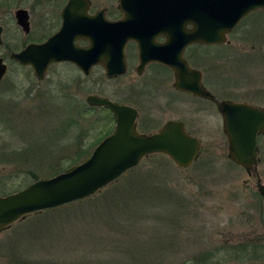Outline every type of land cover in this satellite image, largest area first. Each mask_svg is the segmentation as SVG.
<instances>
[{"label": "rangeland", "instance_id": "1", "mask_svg": "<svg viewBox=\"0 0 264 264\" xmlns=\"http://www.w3.org/2000/svg\"><path fill=\"white\" fill-rule=\"evenodd\" d=\"M92 1L116 14L118 0ZM28 5L10 4L0 13V58L6 65L0 83V196L31 184V174L50 178L81 163L86 157H78L89 156L106 130L91 129L93 119L106 120L112 132L109 111L87 106L90 95L117 104L129 98L141 108L143 133L158 131L167 120L186 123L201 153L186 169L163 155L148 156L85 201L28 215L0 233V264H189L204 254L222 259L219 264H264V198L255 176L227 159L216 107L163 86L159 96L150 92L138 99L123 92L126 80L106 79L99 66L84 79L74 66L57 64L36 80L7 49H20L23 34L12 14ZM185 57L217 99L264 108V10L246 16L224 45H190ZM66 106L77 110L70 115ZM257 146L264 186V135Z\"/></svg>", "mask_w": 264, "mask_h": 264}, {"label": "water", "instance_id": "2", "mask_svg": "<svg viewBox=\"0 0 264 264\" xmlns=\"http://www.w3.org/2000/svg\"><path fill=\"white\" fill-rule=\"evenodd\" d=\"M84 3L69 0L62 11L60 31L42 44L28 45L20 52L11 53L10 59L29 66L38 81L45 78L47 67L63 62L78 66L85 74L92 66L99 65L106 77L112 78L123 73L125 45L135 41L140 63H162L174 73L175 89L216 103L228 144L227 159L245 174L255 176L257 191L264 198V186L257 173V138L264 135V108L215 99L202 86L199 71L190 69L183 58L184 50L190 45H224L227 35L246 16L264 10V0H118L117 7L125 17L111 22H106L101 13L87 17L83 11L76 12L75 8ZM24 14L22 10L16 12L21 26L26 25ZM150 15L160 21L161 35L165 37L163 44H153L152 49H149V37L138 32L141 27L137 23ZM76 19L89 22L90 26L76 29L68 25ZM78 39L88 42L87 46L77 45ZM5 69L0 58V83ZM85 101L89 107L110 111L114 120L112 132L81 163L0 196V233L27 215L92 197L148 156L163 155L180 169L198 161L201 143L185 131L182 122L169 121L158 131L143 135L137 131L135 109L95 95L87 96Z\"/></svg>", "mask_w": 264, "mask_h": 264}, {"label": "flooded vegetation", "instance_id": "3", "mask_svg": "<svg viewBox=\"0 0 264 264\" xmlns=\"http://www.w3.org/2000/svg\"><path fill=\"white\" fill-rule=\"evenodd\" d=\"M23 1H27L29 2V5L27 8H21V7H17L15 8L14 12H13V21L15 26L17 27V30L22 32L23 34V39L22 42L20 43V49L16 50L17 52L22 51L24 49V47H27L28 45H38V44H42L44 42H46L51 36H55V34L60 31V29L62 28L63 25V17H62V11L64 9V7L66 6V3H68L69 0H0V13H1V8L3 9H7L8 5L10 4H15V5H20L21 2ZM84 1V5H82V7L80 5H78L75 10L76 12H80L83 11L84 13H86L87 17H93L95 16L97 13H101L102 17L107 21H117V20H121L124 19V14L123 12H120V10L118 9V4L116 6V14L112 15L113 13L110 12L109 8L103 7V8H99L96 9L95 4L93 3L92 0H82ZM18 10H22L25 12L24 16V20H25V26H21L17 23V19H16V12ZM75 21V22H74ZM72 22H70L69 24L66 23L65 25H71L73 28L76 29H83L85 27H89L90 24L85 23L84 21L81 22L78 19L74 20ZM170 22V21H169ZM168 22V23H169ZM140 27L139 28V33L141 32L143 35L145 34L146 37H149L148 39V45H149V49H152V45L153 44H157L160 45L163 44L165 42V37L161 35V33L163 32L160 28V21L156 20L155 18H153L151 15L149 16V18H145L142 19L140 18V20H138V22ZM167 23V24H168ZM163 24V23H162ZM170 24V23H169ZM0 26L2 27V45H0V47H4V39H3V35L5 34V26L2 25L0 23ZM94 26V25H93ZM169 31V30H168ZM88 44V42L84 41L83 39H78L77 40V45H79L80 47H86ZM10 46H8L7 49H9L8 51L10 53H15L14 50H10L9 48ZM184 58L187 60V58L185 57L184 54ZM124 71L122 74L116 76V77H112V78H107L108 80H116V79H121L125 82L126 80V84H124L123 82V86H125V88L123 89V92H128L129 94H133L134 96H136L138 99L142 96V94H149L150 92L156 93L159 96V91H160V87L163 86V88H167L172 94L177 93V94H184V95H190L192 97H194V99L200 100L202 102H209L212 103L215 107H216V103L203 99V98H199L197 96H194L190 93L180 91L175 89L174 87V83L175 82V77H174V73L172 72V70L161 64H157V63H153V62H147L145 64L140 63V59H139V53H138V45L136 44L135 41H129L126 43L125 45V50H124ZM188 66L196 71H199L200 75H201V84L205 87V84L203 82V73L202 71L192 67V65L189 63V61L187 60ZM57 64H63V63H56V64H52L49 67H47V71L45 74V78L47 73L51 70L52 67H54ZM69 64V63H67ZM72 66H74L76 68V70L80 73L81 77H83L84 79H89L90 75L93 73L94 69L98 66H92L91 69L88 71L87 74L83 73L78 66H75L74 64H70ZM100 67V66H99ZM31 69L30 67H26ZM104 72V71H103ZM132 78L136 85L134 84V82L127 83V80L129 78ZM169 77L171 78V89H169L167 87V83L169 80ZM44 78V79H45ZM43 79V80H44ZM207 89V88H206ZM87 97V96H86ZM216 97V96H215ZM167 98H171L170 95H168ZM127 100V101H126ZM126 100H123L121 103V105L123 106H128L131 107L133 109H135L137 111V131L139 133H143L140 132L141 130H139V126L141 125L142 122H140V118H141V108L133 103H131V101H129V98H127ZM219 100V99H218ZM117 103V102H116ZM217 109V108H216ZM148 115V114H146ZM149 118H146V120ZM169 121H174V120H169ZM167 120V122H169ZM167 122H165L164 124H166ZM182 122V121H180ZM185 128V131H187L186 128V123L182 122ZM163 124V125H164ZM161 125L159 127V129L163 126ZM157 129V130H159ZM147 134V133H143Z\"/></svg>", "mask_w": 264, "mask_h": 264}, {"label": "trees", "instance_id": "4", "mask_svg": "<svg viewBox=\"0 0 264 264\" xmlns=\"http://www.w3.org/2000/svg\"><path fill=\"white\" fill-rule=\"evenodd\" d=\"M66 107L70 111V113H69L70 115L72 114L73 111L76 112V110H77L76 108H73V106H66ZM84 111H88L87 108L86 109L84 108ZM79 114H80V111L78 112V115ZM107 124H108V122H106V120L105 121H99L97 118L96 119H93V125H92V128L91 129H95V126H98L99 129L102 126H104V128L106 127V130L104 132H101L99 134L100 137L97 138V140L93 142L94 145L97 144L102 138H104L106 135L109 134L110 128H109V126ZM67 125L68 124H65L64 126H62L63 129H61V130L62 131H66L65 129H67ZM80 135H81V133H80ZM82 137H84V136H82ZM78 143H81V142H78ZM86 154H89V153L87 152ZM86 154H84V155H82V156H80L78 158H80V159L83 158V157L85 158V157L88 156ZM75 164H77V163H73L72 165H75ZM64 170H62V169L61 170H58V171L54 172L52 174V176L57 175V174L61 173ZM31 176H32V178H31L32 182H34V181H36L38 179L37 176H35L34 174H31ZM127 188H128V186H127ZM215 259H216V257L214 256V254H213V257L212 256H208L207 254H204V256L203 255H199L198 257L190 260L189 264H219L220 261L222 260V259L221 260L220 259H216L217 262H213ZM186 263H187V261L185 262V264Z\"/></svg>", "mask_w": 264, "mask_h": 264}]
</instances>
